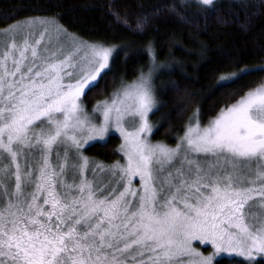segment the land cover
<instances>
[{
  "label": "snow or ice",
  "instance_id": "snow-or-ice-1",
  "mask_svg": "<svg viewBox=\"0 0 264 264\" xmlns=\"http://www.w3.org/2000/svg\"><path fill=\"white\" fill-rule=\"evenodd\" d=\"M244 6L264 10V0ZM218 7L217 0L167 5L182 20L188 10L206 19ZM109 11L134 34L150 21L144 14L133 23L111 4ZM0 36V264L264 260V58L225 64L231 70L213 85L219 107L206 122L194 95L175 88L177 115L192 112L170 147L149 139L160 104L154 78L171 66L157 61L151 40L147 70L131 82L121 77L104 95L101 81L131 42L83 39L55 13L14 19ZM91 93L104 98L89 112ZM111 130L123 162L85 155Z\"/></svg>",
  "mask_w": 264,
  "mask_h": 264
},
{
  "label": "trees",
  "instance_id": "trees-1",
  "mask_svg": "<svg viewBox=\"0 0 264 264\" xmlns=\"http://www.w3.org/2000/svg\"><path fill=\"white\" fill-rule=\"evenodd\" d=\"M179 0H0V26L14 22V19L32 15L58 14L59 21L69 32L83 39L107 40L111 43L131 42L127 56L116 55L113 71L101 86L104 95L119 85L121 77L131 82L141 69L147 70L149 57L145 50L148 40L153 42L157 61H171L168 69L154 78L160 104L150 115L153 125L152 140L174 145L177 134L183 128L192 107L183 116L177 115L180 107L175 88L194 95L199 103L202 122L214 115V106L220 100L221 90L213 85L218 75L230 71L225 64L231 60L238 66L257 63L264 58V10L245 7L244 4H258L259 0H217L219 7L205 19L194 10H188L186 19L171 13L167 5ZM128 13L135 22L138 15L147 14L149 24L143 34H134L124 25L118 24L109 11ZM37 5L41 11H33ZM161 11L156 14L155 9ZM220 17L224 22H218ZM264 75V74H261ZM259 77L256 78L258 80ZM104 96L91 93L85 98L89 110L96 100ZM117 136L111 134L103 142L86 146L85 155L111 163L119 159L116 151ZM207 251L206 248H203ZM237 260V259H236ZM239 260V259H238ZM264 264V260L260 261Z\"/></svg>",
  "mask_w": 264,
  "mask_h": 264
},
{
  "label": "rangeland",
  "instance_id": "rangeland-1",
  "mask_svg": "<svg viewBox=\"0 0 264 264\" xmlns=\"http://www.w3.org/2000/svg\"><path fill=\"white\" fill-rule=\"evenodd\" d=\"M3 39H4L3 36H0V44L3 43ZM91 109H92V107H91L89 110H88V109H87V110H88L89 112H91ZM150 115H151V113H150ZM150 122H151V119H150ZM130 123H131V122H130ZM152 132H153V131H152ZM111 134H113V135H115V136L118 137V139H119V144H120V143H121V140H120L119 133L115 132V130H111L110 133H108V134L105 136V139L107 138V136H109V135H111ZM151 136H152V133L149 134V139L151 140V142L156 143V141L152 140ZM94 142H101V141H94ZM94 142H90V144H92V143H94ZM86 146H88V145H86ZM118 146H119V145H118ZM169 146H170V147H174L175 144H174V145H169ZM117 148H118V147H117ZM117 153H118V156H119V160H120L121 162H123L122 154L119 153L118 151H117ZM134 183H135V184H138V183H139L138 179L134 180ZM254 210H257V209H254ZM194 244H195L196 247L200 248V250L203 251L204 254H207L209 251H211L210 246L199 245L198 242H194ZM203 248H206L207 251H204ZM235 259H237V260H238V259L241 260L242 258H240V257H236Z\"/></svg>",
  "mask_w": 264,
  "mask_h": 264
}]
</instances>
